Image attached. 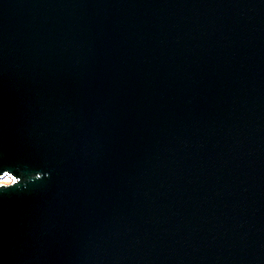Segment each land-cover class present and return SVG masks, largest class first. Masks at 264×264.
<instances>
[{
    "label": "water",
    "instance_id": "95a60500",
    "mask_svg": "<svg viewBox=\"0 0 264 264\" xmlns=\"http://www.w3.org/2000/svg\"><path fill=\"white\" fill-rule=\"evenodd\" d=\"M0 264H264V0H0Z\"/></svg>",
    "mask_w": 264,
    "mask_h": 264
},
{
    "label": "rangeland",
    "instance_id": "374dc122",
    "mask_svg": "<svg viewBox=\"0 0 264 264\" xmlns=\"http://www.w3.org/2000/svg\"><path fill=\"white\" fill-rule=\"evenodd\" d=\"M12 180V177L9 176V175H5L3 177L0 178V184H6V183H9L11 182Z\"/></svg>",
    "mask_w": 264,
    "mask_h": 264
}]
</instances>
